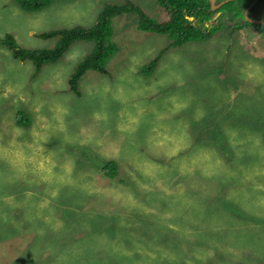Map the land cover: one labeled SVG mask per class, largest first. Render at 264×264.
Instances as JSON below:
<instances>
[{"label":"rangeland","instance_id":"374dc122","mask_svg":"<svg viewBox=\"0 0 264 264\" xmlns=\"http://www.w3.org/2000/svg\"><path fill=\"white\" fill-rule=\"evenodd\" d=\"M128 1L164 18L158 0H53L32 13L0 0V264H264L260 24L234 31L224 15L209 39L169 48L119 16L106 73L83 75L79 94L68 80L92 43L37 74L2 44L51 48L37 36ZM254 6L248 17L264 23Z\"/></svg>","mask_w":264,"mask_h":264},{"label":"trees","instance_id":"16d2710c","mask_svg":"<svg viewBox=\"0 0 264 264\" xmlns=\"http://www.w3.org/2000/svg\"><path fill=\"white\" fill-rule=\"evenodd\" d=\"M22 10L26 12H37L50 5L53 0H15ZM253 0H234L224 4L218 10H212L209 0H158L162 9V19H156L140 6L126 2L123 5H106L99 13L96 22L88 27L76 26L69 29H60L39 34L40 39H56L55 44L47 49H27L18 45L12 35H6L2 44L11 51L12 56L21 62L30 61L35 67L37 74L45 65L58 62L71 45L77 42H90L93 44L91 51L75 66L68 80L70 90H78L79 81L87 72L106 73V64L113 53L111 45L112 20L122 15H135L137 18V29L141 32L167 35L170 43L169 48L181 47L187 43L201 42L209 39L217 27L218 20L227 15L236 24L230 28L236 31L237 28L254 26L244 17V10ZM250 2V3H249ZM264 0H259V3ZM257 6V5H256ZM253 7L250 13L258 7ZM249 15V14H248ZM236 25V26H235ZM264 28V24L257 25ZM159 58L153 60L149 65L143 67L141 72L149 75ZM84 73V74H83ZM78 82V84H77ZM77 86V87H76ZM75 91V90H74ZM79 94L78 92H74ZM26 113L18 115L17 124L29 128L32 124L31 118ZM117 165L114 162H107L101 169L102 173L113 179L117 175ZM63 215V212H62ZM197 214L194 215L196 218ZM66 226L64 225L62 229ZM198 236L199 226L197 224ZM201 239H209L200 236ZM212 239V238H210ZM55 242L57 240L54 239ZM206 246L204 247V249ZM185 259V258H184ZM51 262V261H50ZM173 262H170L172 264Z\"/></svg>","mask_w":264,"mask_h":264},{"label":"water","instance_id":"95a60500","mask_svg":"<svg viewBox=\"0 0 264 264\" xmlns=\"http://www.w3.org/2000/svg\"><path fill=\"white\" fill-rule=\"evenodd\" d=\"M231 1H234V0H224V1H222L221 3H219V4L216 5L217 0H209V2H210V4H211V7H212V10H218V9H220L224 4L229 3V2H231ZM256 1H257V0H254L253 4L250 5V6H248V7L246 8L245 13H244V16H245V18H247V19L249 20L250 23H253V24H262V22L257 21V20H252V19H250V18L248 17V11H249V9H250L252 6L255 5ZM263 24H264V23H263Z\"/></svg>","mask_w":264,"mask_h":264},{"label":"bare ground","instance_id":"6f19581e","mask_svg":"<svg viewBox=\"0 0 264 264\" xmlns=\"http://www.w3.org/2000/svg\"><path fill=\"white\" fill-rule=\"evenodd\" d=\"M105 68H106V66H105ZM83 74H84V73H83ZM77 84H78V82H77ZM76 87H77V86H76ZM76 89H77V88H76ZM76 89H74V90H75L76 92H78V90H76ZM74 90H72V91H74ZM75 91H74V92H75ZM78 93H79V92H78ZM80 95H81V94H80ZM80 95H79V96H80ZM79 98H80V97H79ZM81 99H82V97H81ZM138 126H139V125H138ZM138 126H136V127H138ZM139 127H140V126H139ZM141 128H142V127H141ZM144 128H145V127H144ZM149 128H150V127H149ZM149 128L146 127V129H149ZM131 129H132V128H131ZM131 129H130V130H131ZM119 130H121V129H119ZM126 134H127V133H126ZM176 135H177V134H176ZM125 136H126V135H125ZM173 137H174V136H173ZM176 137H177V136H176ZM141 138H142V137H141ZM141 138H140V139H141ZM131 139H132V138H131ZM140 139L138 138V140H140ZM144 139H145V136H144ZM138 140H136V141H138ZM172 140H173V139H172ZM175 140H176V139H175ZM136 141H135V142H136ZM141 141H143V140L141 139ZM164 141H165V140H164ZM179 141H180V140H179ZM129 143H130V142H129ZM132 143H133V142H132ZM137 143H138V142H137ZM137 143H136V144H137ZM167 143H169V142H167ZM173 143H174V142H173ZM175 143H176V141H175ZM142 144H143V143H142ZM144 144H147V143H144ZM134 145H135V144H134ZM152 145H153V143H152ZM172 145H174V144H171V146H172ZM237 145H238V144H237ZM128 146H129V145H128ZM149 146H150V145H149ZM167 146H168V145H167ZM240 146H242V145L240 144ZM134 147H135V146H134ZM162 147L164 148V146H162ZM234 147H235V146H234ZM130 148L132 149V147H130ZM171 148H172V147H171ZM171 148H170V149H171ZM235 149H237V148H235ZM140 150H142V149H140ZM135 151H136V150H135ZM135 151H134V153H135ZM138 151H139V150H138ZM138 151H137L136 153L141 154L140 151H139V152H138ZM143 153H144V152H143ZM170 153H171V152H170ZM131 155H133V154H131ZM166 157H167V154H166ZM133 158H134V157H133ZM132 160H133V159H132ZM178 160H181V159H178ZM133 161H134V160H133ZM176 161H177V160H176ZM134 162H135V161H134ZM177 162H178V161H177ZM181 162H182V161H181ZM181 164H182V163H181ZM179 171H180V170H178V172H179ZM181 171H182V170H181ZM172 172H173V171H172ZM125 173H126V172H125ZM127 176H128V175H127Z\"/></svg>","mask_w":264,"mask_h":264},{"label":"flooded vegetation","instance_id":"af4514ba","mask_svg":"<svg viewBox=\"0 0 264 264\" xmlns=\"http://www.w3.org/2000/svg\"><path fill=\"white\" fill-rule=\"evenodd\" d=\"M253 1H254V0H253ZM258 1H259V0H257L255 4H257ZM216 3H217V2H216ZM135 4H136V3H135ZM136 5H138V4H136ZM138 6H139V5H138ZM249 6H250V5H249ZM253 7H255V6H253ZM253 7H251V8L249 9L248 14H249V12L251 11V9H252ZM244 13H245V11H244ZM244 17H245V16H244Z\"/></svg>","mask_w":264,"mask_h":264}]
</instances>
